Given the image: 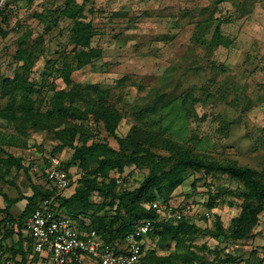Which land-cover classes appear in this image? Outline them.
Masks as SVG:
<instances>
[{"label": "rangeland", "instance_id": "rangeland-1", "mask_svg": "<svg viewBox=\"0 0 264 264\" xmlns=\"http://www.w3.org/2000/svg\"><path fill=\"white\" fill-rule=\"evenodd\" d=\"M68 1L17 2V13L0 25V84L2 79L24 72L42 87L36 106L45 113L55 90L72 87L64 82L63 72H70L73 83L104 86L128 76L123 87L116 90L122 95L119 107L124 115L116 130L118 137L129 139L132 126L142 125L131 115L134 109L165 93L169 105L161 110L158 120L166 138L195 154L264 170V0H71L84 7L85 21L94 26L92 47L101 51L98 60L83 67L76 66L71 56L72 22L57 15ZM218 21L223 22L222 33L231 44L209 55L208 42ZM221 64L222 69L218 68ZM23 98V93L15 97L20 104ZM4 106L0 99V109ZM88 122L90 136L76 134L75 145L86 141L119 149L102 122L95 123L92 117ZM59 135L65 140L71 137L54 127H17L0 118V210L8 209L17 218L27 201L10 200L31 195V183L46 184L42 173L47 159L48 164L54 157L64 163L70 159L73 149L60 150ZM10 155L21 159L29 173L6 163ZM127 168V172L132 171V186L148 172L134 165ZM71 169L72 173L78 170L77 166ZM208 185L215 187V193L222 187L218 206L210 213L220 216L227 230L241 207L240 199L224 193L238 186L230 178L189 171L186 183L174 192L171 202L178 206L190 201L201 212L209 211L205 208ZM0 219H5V214ZM197 223L203 226L205 221ZM214 228L213 234L192 233L185 242L170 248L152 244L154 255H180L177 264H264V212L247 240L217 239ZM0 231L3 249L27 237L24 230L23 237H18L17 226L8 220H3ZM5 257L4 261H11Z\"/></svg>", "mask_w": 264, "mask_h": 264}, {"label": "trees", "instance_id": "trees-1", "mask_svg": "<svg viewBox=\"0 0 264 264\" xmlns=\"http://www.w3.org/2000/svg\"><path fill=\"white\" fill-rule=\"evenodd\" d=\"M222 1L226 0H217L218 3ZM84 11L83 6L70 0L57 12V15L72 22L70 42L73 47L72 55L69 56H73L78 67L90 65L101 57L100 49L92 47L94 26L91 21H85ZM11 15L13 14L0 17V25L7 22ZM222 24V21H218L208 42L209 55L221 46L229 47L231 44L222 33ZM202 26L203 24L199 25V37L202 36ZM218 68L222 69L223 65H219ZM62 78L72 87L69 90H55L45 113L36 106L40 97L37 94L42 87L30 81L24 72L20 71L13 77H6L0 84V99L5 101V106L0 109V118L17 127L31 125L38 130L57 128L68 135L71 134L69 140L59 135L61 146L58 148L73 149L70 159L63 162V169L72 175L71 179L73 178L67 190L59 191L48 181L47 159L43 164L42 173V177L46 178V184L31 183V195L21 194L10 200L12 203L20 198L27 201L18 217L14 218L8 209L0 210V215L5 214L3 220L17 226L18 237H23L22 232L26 231L27 219L45 199H52L51 208L59 214L68 215L75 221L78 229L95 231L106 245L116 251L122 249L126 236L137 224L144 220L154 221L156 229L147 236L139 264H177L181 259L180 255L175 256L172 253L164 257L154 255L155 248H152V244L170 248L174 243L185 242L192 233L213 234V227L217 239L222 236L231 240H247L252 237L264 212V170L240 165L236 161H218L195 154L190 148L166 138L158 120L161 110L169 105L165 93L157 95L144 107L134 109L131 115L142 122V125L132 126L129 139L118 137L116 130L124 115L119 107L122 95L121 92L116 93V90L117 87H123L129 77L124 76L117 80L115 85L110 86L73 83L68 71L62 73ZM18 93H23L24 96L21 104L15 99ZM193 114L191 117L196 119ZM91 117L95 123H103L108 133L116 139L119 149H114L107 143L87 144L86 141L81 145L73 143L76 134L83 135L84 138L90 136L88 118ZM144 120H149V123ZM152 124L157 128H152ZM127 140L131 141L128 143ZM129 144L134 147L133 150H130ZM6 163L19 171L29 173L28 167H25L19 158L10 155ZM128 165L148 171L137 186H132L133 180L126 178L124 184L116 183V180L127 172ZM73 166H77L78 170L72 173ZM189 171L201 172L207 176L219 173L238 184L236 190L224 191L241 200L240 213L231 219L227 230L223 227L220 216L215 214L211 219H203L205 224L199 226L189 218L180 221L167 220L152 209L153 202L163 204L171 202L174 192L186 183V174ZM128 176L132 179V171H129ZM28 179L30 181L32 178ZM190 184L193 189L195 181ZM208 187L209 196L205 208L213 211L218 206L217 197L222 187L216 193L213 191L215 190L213 185ZM3 220L0 219V225ZM2 247L0 246V264H6L5 256L12 264H32L38 260V255L33 252V240L28 234L26 238H19L11 247L5 249ZM16 255L21 256V259L16 258Z\"/></svg>", "mask_w": 264, "mask_h": 264}, {"label": "built area", "instance_id": "built-area-1", "mask_svg": "<svg viewBox=\"0 0 264 264\" xmlns=\"http://www.w3.org/2000/svg\"><path fill=\"white\" fill-rule=\"evenodd\" d=\"M19 10L14 0H0V17L16 14ZM47 179L59 191L67 190L73 178L63 169V161L54 157L49 162ZM126 172L116 180L118 185L124 179L130 180ZM52 199L43 200L26 222V232L33 240V252L38 260L32 264H139L147 236L154 233L156 223L144 220L126 236L120 251L106 245L95 231H81L65 213L51 208ZM152 209L167 220L180 221L189 218L194 222L211 219L210 211H200L191 203L182 201L178 206L153 202ZM10 264V261H6Z\"/></svg>", "mask_w": 264, "mask_h": 264}]
</instances>
